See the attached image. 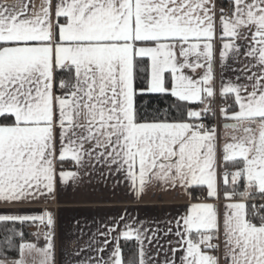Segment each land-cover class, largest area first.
Segmentation results:
<instances>
[{"label": "snow or ice", "instance_id": "obj_1", "mask_svg": "<svg viewBox=\"0 0 264 264\" xmlns=\"http://www.w3.org/2000/svg\"><path fill=\"white\" fill-rule=\"evenodd\" d=\"M113 171L137 203L196 202L162 222L126 205L69 264H264V0H0V223L45 240L0 264H55L47 204Z\"/></svg>", "mask_w": 264, "mask_h": 264}, {"label": "crops", "instance_id": "obj_2", "mask_svg": "<svg viewBox=\"0 0 264 264\" xmlns=\"http://www.w3.org/2000/svg\"><path fill=\"white\" fill-rule=\"evenodd\" d=\"M225 3H227V0H223V4ZM219 71L218 64V74ZM230 75H233V73H225L226 78ZM217 86H219V79L217 80ZM65 170L75 171L74 163L70 160L66 162ZM117 181L120 182L119 185H117ZM191 202L196 201L186 193L181 192L177 195L171 191L165 192L154 189L146 192L137 203L127 194V186L123 182V176L115 174L114 171L110 177L96 176L91 184L77 186L70 181L67 187L58 192L56 199L47 204V207L54 211L56 218L55 264H69L70 260L84 259L89 255H95L94 252L87 250V245L91 243L92 234L97 231H104V225L109 223L111 217L122 214L126 205L131 216H137L138 214L140 220L162 222L185 213L187 205ZM27 207L30 212H36L45 207V202L41 201ZM77 221H79V224H77ZM145 226L154 228L155 224ZM81 229L83 235H81ZM39 230L43 231L44 229L41 227ZM96 239L99 242L103 238L97 237ZM30 243H36L39 247H43L45 240L43 236L39 239L35 236ZM161 243L163 244L165 241L162 239ZM134 244V240L125 241L123 238L121 239L122 249L125 251ZM111 247L112 245L109 246L110 249ZM148 247L151 249L149 255L154 254L157 250L155 244ZM81 248L85 250L81 252L80 256L74 257L73 252ZM103 255L107 258L108 253Z\"/></svg>", "mask_w": 264, "mask_h": 264}, {"label": "trees", "instance_id": "obj_3", "mask_svg": "<svg viewBox=\"0 0 264 264\" xmlns=\"http://www.w3.org/2000/svg\"><path fill=\"white\" fill-rule=\"evenodd\" d=\"M144 100L145 101L150 100L151 103L154 105L159 103L161 107H164L168 98L144 97ZM194 195L200 197L202 193L199 190H195ZM35 226H36L35 224L12 225L11 223L9 224L0 223V250L4 251V255L0 256V259L13 260L19 258L18 244L21 242H31L35 238V235H33L35 233V228H34ZM12 227H15L18 232L22 231L24 233V237L23 240H21V238L18 235L7 233V235L12 236L13 247L10 249H6L4 244L2 243V238L4 237V235H6L4 229L12 228Z\"/></svg>", "mask_w": 264, "mask_h": 264}, {"label": "built area", "instance_id": "obj_4", "mask_svg": "<svg viewBox=\"0 0 264 264\" xmlns=\"http://www.w3.org/2000/svg\"><path fill=\"white\" fill-rule=\"evenodd\" d=\"M223 6H225V7H227V3H225V4H223ZM223 103V101L221 100V98L218 96L217 98H216V101H215V106L217 107V108H219L220 107V105ZM203 122H207V120H205V121H203ZM213 123H216V124H218V125H222V121H221V119H220V117H219V113H217V117H216V119L213 121ZM222 127V126H221ZM221 127H220V130H221Z\"/></svg>", "mask_w": 264, "mask_h": 264}, {"label": "rangeland", "instance_id": "obj_5", "mask_svg": "<svg viewBox=\"0 0 264 264\" xmlns=\"http://www.w3.org/2000/svg\"><path fill=\"white\" fill-rule=\"evenodd\" d=\"M202 107H203V106H202ZM221 132H222V133L224 132V129H223V127H221ZM34 228H35V231H37V230H38L37 226H35Z\"/></svg>", "mask_w": 264, "mask_h": 264}]
</instances>
